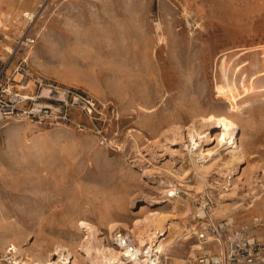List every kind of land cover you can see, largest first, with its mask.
I'll use <instances>...</instances> for the list:
<instances>
[{"label": "rangeland", "instance_id": "374dc122", "mask_svg": "<svg viewBox=\"0 0 264 264\" xmlns=\"http://www.w3.org/2000/svg\"><path fill=\"white\" fill-rule=\"evenodd\" d=\"M0 10V62L11 58L13 71L26 60L28 91L39 89L49 110L0 125V253L14 245L23 262L57 241L85 264L79 220L114 247L109 221L138 245L130 228L153 214L166 220L165 242L179 234L159 250L162 264L223 256L226 244L198 236L209 222L229 220L264 245V0H7ZM25 11L37 14L32 23ZM226 83L242 114L227 113ZM224 111L236 117L243 160L231 159L220 129L197 122ZM189 127L209 133L212 156L195 151ZM192 157L208 167L205 180Z\"/></svg>", "mask_w": 264, "mask_h": 264}, {"label": "built area", "instance_id": "2783aa9c", "mask_svg": "<svg viewBox=\"0 0 264 264\" xmlns=\"http://www.w3.org/2000/svg\"><path fill=\"white\" fill-rule=\"evenodd\" d=\"M36 16V13L25 14L29 23H32ZM26 41L33 42L30 38H26ZM21 44H26V42L23 41ZM10 61L11 58L0 62V125L8 120L44 119L49 110L36 103L38 98H43L39 89L28 91L33 74L26 60L20 61L13 71L9 69ZM17 75H20L19 79ZM37 85L42 87L43 82L34 79V87ZM55 92L59 93L58 90ZM206 199L203 207L204 218L207 216V211L209 212L214 205L212 197L207 196ZM233 227V223L229 220L219 223H204L198 234L199 238L205 240L211 236L221 244H226L225 254L221 256L206 252L194 258L190 264H264V245L250 237L245 229ZM230 228H232L231 234L225 243L223 236L225 231ZM112 241L116 247L123 251V258L127 261L130 260L134 264H162L157 248L149 252V247L139 248L133 238L122 231H114ZM0 264H23L19 249L14 245L8 246L3 253H0Z\"/></svg>", "mask_w": 264, "mask_h": 264}, {"label": "bare ground", "instance_id": "6f19581e", "mask_svg": "<svg viewBox=\"0 0 264 264\" xmlns=\"http://www.w3.org/2000/svg\"><path fill=\"white\" fill-rule=\"evenodd\" d=\"M6 1L7 0H0V9H1L2 4L5 3ZM26 13H29V15H30L31 13H34V12L33 11H25L23 16H25ZM2 17H3V15H2L1 10H0V23L3 21ZM220 91H221V94L224 96L225 100H227L228 102L231 103V108H230L231 111H229V110L227 111L226 110L227 113L228 112H236L237 114H239V113L242 114V111L240 110V106H239L240 103L238 104V102H237V98H236V95H235V92H234V88L230 84L226 83L225 85L220 86ZM258 101L262 102V100H252L251 102L247 103V107H248V104H249V106H252L255 102H258ZM263 102H262V104H263ZM243 109H244V107H243ZM199 113L203 114L202 112H199ZM227 113H226V115L221 114V113H220L221 115H201L200 114V117L197 119V122L201 126V128L208 127V129L209 128L220 129V132L218 134H216L217 138L221 142L224 143L223 145H227V147L229 146V148L232 149L233 153H232V158L231 159H233L235 161H240L243 158L244 154H245L243 152L244 149L240 145V141L242 139H240L239 138L240 136L238 137L237 133H236L237 124L233 120L236 117L233 118L234 115H232L233 116L232 117L231 115L229 116ZM245 114H246V112H245ZM197 116H198V114H197ZM235 116H236V114H235ZM175 127H177V126H175ZM187 129L189 130L188 134L191 137V141L196 146L195 151L200 152L201 154H205V151L207 152V149L206 150L203 149L202 143H204L203 140L210 138L209 133L208 134H204L205 133L204 131H202V130L198 131V129H194V127H189ZM171 134H174V132L171 133ZM238 138L240 139V141H239ZM241 143H243V142H241ZM215 147H217V146H215ZM190 148H191V146H190ZM209 150H211V149H209ZM193 152L194 151H192V156L194 155ZM197 152L195 153L194 156H196ZM206 154H208L209 157L213 155L211 151L207 152ZM198 155H199V153H198ZM229 155H230V153H229ZM200 157H201V155H200ZM204 159H205V157H204ZM192 160H193V165H194L193 168L196 171V175L198 177H200L201 179H204L205 178L204 175L209 171L208 167H206V165L197 164L195 159H194V157H192ZM232 165H233V163H232ZM209 166L211 167V165H209ZM201 179L199 180L200 181V183H199L200 185L198 187L199 189L202 188V187L205 188L204 186L206 185V184H204L206 182L201 181ZM206 181H207V179H206ZM222 192H224V191H222ZM186 207L190 211V206L186 205ZM146 208H147V205L143 206L141 208L140 212L145 210ZM153 215L148 217V218H146L147 220H142V221L137 220V221H135V223L133 224V228L131 227L130 230L134 233L135 240H137L139 242V244H138L139 248H142V247L147 248V247H149L148 248V252L150 250H153L154 248H157L158 250H160L161 253H164L163 252V247L164 246L172 247V245H174V243L177 242L176 240H177L179 234L176 233V235H173V238H171V240H167L165 242V238L166 237L160 238V236L165 234V232H161V229H163V226H164V223H165L166 220L162 216H159V215L153 216ZM112 221L114 222V220H112ZM112 221H111V223L109 221V226L108 227L110 228V230L112 232H114V230H116L119 227V225H118V223H116V222L113 223ZM78 226L80 228H82L85 231V233H86V236L83 239V241L82 242L80 241L82 243L81 244V250H83V254L81 253V255H80L81 257L80 258L83 259L82 260L83 263L85 262V264H134L130 260L127 261L126 259L123 258L124 253H123V251L120 248L115 247V246L111 247V245L108 246V245L104 244V242H105L104 240L105 239H103L104 242L101 241L102 238H99V237L101 236L100 234L102 232H101V230H100V228L98 226L92 224L88 220H79L78 221ZM8 227H14V225L9 223L8 225L7 224L3 225V228L2 227L1 228L2 229H7ZM112 236H113V234H111L108 238H111V240H112ZM94 241H96L97 243L95 244ZM56 242L55 243H48L49 245H47L46 247L45 246H41V248H43L42 250L46 251L45 254H43V253H41L39 251V250H41V249H38V248H40V246H37L36 249H30V251L28 250V253H26V257H25V259L23 261V264H51L50 261L53 258H55V256H59L58 257L59 259H58V261H54L53 262L54 264L55 263L56 264H59V263H62V264H80L81 261L79 262V259H78V256H77V252H79L78 251V247L69 248V247H67L64 244H61V243H58V242L56 243ZM41 243H42V241H41ZM70 243L73 244L74 242H70ZM196 246L200 247L199 244H196ZM24 250H26V249L24 248ZM30 252L33 253V254H30ZM85 260H87V263H86ZM139 262H141V261H139Z\"/></svg>", "mask_w": 264, "mask_h": 264}]
</instances>
